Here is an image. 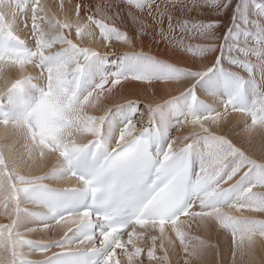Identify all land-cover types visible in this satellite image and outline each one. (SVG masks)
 Listing matches in <instances>:
<instances>
[{
    "label": "snow or ice",
    "instance_id": "1",
    "mask_svg": "<svg viewBox=\"0 0 264 264\" xmlns=\"http://www.w3.org/2000/svg\"><path fill=\"white\" fill-rule=\"evenodd\" d=\"M125 9L132 32L122 30ZM205 10L230 14L222 38L220 19L199 18ZM60 11L0 0V264H171L180 253L194 264L211 245L190 234L193 224L230 234L234 264L254 260L264 219L243 213L264 214V161L210 125L222 129L231 112L248 142L264 136V0H103L94 11L80 2L75 19ZM149 34L199 66L136 50ZM86 41L133 51L109 71L108 52ZM125 81L152 96L160 83L183 90L145 112L139 99L112 102ZM178 127L187 134L172 136ZM70 178L72 187L46 183ZM58 228L57 240L29 238Z\"/></svg>",
    "mask_w": 264,
    "mask_h": 264
},
{
    "label": "bare ground",
    "instance_id": "2",
    "mask_svg": "<svg viewBox=\"0 0 264 264\" xmlns=\"http://www.w3.org/2000/svg\"><path fill=\"white\" fill-rule=\"evenodd\" d=\"M80 2H84L85 4L91 5L94 11L95 5L97 3H102L103 0H41V3L50 7L51 11L53 13H56L58 17H62V13L60 11V4L63 3L64 13H68L69 11L73 13L71 19H75V15H74L75 4ZM205 11L207 14L199 17L200 19H205V20L215 19V16L211 13L210 10H205ZM123 15L125 16V23L122 25V30H128L129 32L134 31V26L132 22L130 20H127L126 9L124 10ZM81 16H85L84 11L81 12ZM229 17L230 14L226 16H221L220 19L221 21L226 22L227 18ZM117 24L119 25L120 22L118 21ZM165 26H166V22H165ZM29 27H30V22H29ZM224 28H225L224 24H222L219 32L221 38ZM27 35H29V33L21 32L22 38L26 37ZM73 38H74V33H73ZM155 41H160V42L157 43ZM186 43H191L195 45V44L204 43V41L199 39H191L189 41H186ZM216 43H219V41H217ZM82 46L93 47L94 49L103 52L109 50L110 53L113 50L119 52L133 51L132 48H129L120 42H114L110 48L103 47L102 42L99 41L95 43L86 41ZM141 48L143 51L151 55H156L160 59H164L169 62H174L177 64V66L180 67L199 66V58L192 57L190 53L181 52L179 49H177L175 54H173L171 50H166V45L163 41L160 40V37H155L154 39V34H149L142 37V43L138 42L136 50H141ZM193 61H195V65H193ZM205 63H207V61H205ZM11 75L13 77L15 76L14 73H12ZM123 83L125 84L124 91L122 92V94H118L117 96H115L112 102L122 103L125 100L139 99L141 104H143L144 106L143 108H145L146 104L149 103L156 104L159 103L162 99H167L170 96H176L179 94L180 91L183 90L182 85L175 82L160 83L159 84L160 91L156 96H152L151 94L152 89L148 87V85L146 84L141 85V82L139 81L136 82L125 81ZM2 86H3V81L0 80V87ZM117 87L119 88V85ZM133 89L136 90V94H131V90ZM145 89L147 91H145ZM143 122L147 123V116L144 117ZM175 123H176L175 120H173V124ZM210 126L212 127L213 131L227 134L229 138L232 139L237 146L245 150L246 153L250 155L253 159H256L258 162L264 161V136H257L256 138H254L252 142H248L247 139L242 135L243 118L241 116L237 114H231L230 112V116L225 127L220 129L214 125H210ZM233 128L234 131H230V129ZM186 134H187V129L183 127L182 130L178 129L174 132V137L183 136ZM0 143H3L2 139H0ZM46 170L47 169H43L42 171H46ZM72 180L73 179L70 178L61 182L53 181L51 184H56V183L67 184ZM224 186L226 187L227 185ZM256 190L264 191V189H260V188H257ZM234 214L240 215V213H234ZM243 214L254 216L257 219H264V214L251 213V212H244ZM5 220L6 218L4 216H0L1 223H4ZM34 226L40 227L39 225H34ZM186 230H188L187 227ZM62 233L63 230L59 228L55 230L37 231L36 233L29 234V238L36 241L57 240V238H59L62 235ZM190 234L193 236H199L200 238L206 240L209 243V245H211L209 250L204 255L203 260L198 262L194 261V264H234L232 257V250H231L230 234H226L219 231L214 225L210 227L208 230H205L203 228H197L195 224L192 225ZM183 255H184L183 253H180L178 256L177 255L171 256V259L173 260L171 264H183ZM235 264H264V240H260L259 238H257V247L255 251L254 260H249L248 258L241 260L239 256H237Z\"/></svg>",
    "mask_w": 264,
    "mask_h": 264
},
{
    "label": "rangeland",
    "instance_id": "3",
    "mask_svg": "<svg viewBox=\"0 0 264 264\" xmlns=\"http://www.w3.org/2000/svg\"><path fill=\"white\" fill-rule=\"evenodd\" d=\"M215 19H220V17H216L215 16ZM221 20V19H220ZM222 22V24H224V27L226 28L230 23H231V20H230V17L229 18H227V20H226V22H223V21H221ZM229 23V24H228ZM101 53H103V51H100ZM108 52V56H110V57H108V58H110L113 62L111 63V64H115V66H118L119 65V54L120 53H122V52H119V51H116V50H113L111 53L109 52V50L107 51ZM123 52H125V51H123ZM116 59V60H115ZM110 60V61H111ZM109 71H112V70H109ZM201 99H205L206 97L204 96V95H201V97H200ZM140 107H141V110L142 111H147V109L146 108H143L144 106H143V104H141V102H140ZM145 123V122H144ZM182 128L183 127H178V129H180V130H182ZM177 129H174L173 131H172V133H171V135L173 136L174 135V132L176 131ZM8 222V220L6 219L5 221H4V223H7ZM171 262H173V260L171 259Z\"/></svg>",
    "mask_w": 264,
    "mask_h": 264
}]
</instances>
